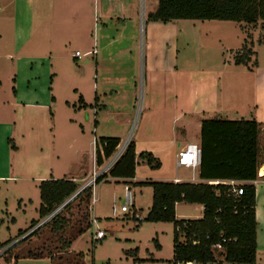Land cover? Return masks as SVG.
I'll list each match as a JSON object with an SVG mask.
<instances>
[{"label": "crops", "instance_id": "obj_1", "mask_svg": "<svg viewBox=\"0 0 264 264\" xmlns=\"http://www.w3.org/2000/svg\"><path fill=\"white\" fill-rule=\"evenodd\" d=\"M158 3L159 0L152 1V3L148 4L146 11L145 0H0V65L12 68L9 63L13 61L14 70L18 74L17 76L15 75L16 83L18 78L21 77V74L22 77H26L21 83H24L28 88L22 90L23 95L17 91L15 93L13 90L15 94L12 104L16 109L15 121L12 123L13 126L9 125L4 127L5 129H1L0 139L2 140L3 134L4 139L5 137L14 135L16 140L25 141L24 144L28 146L30 141L38 138V128L36 129L34 121L37 119L41 108L51 105L50 103L52 102L46 101V104H41L35 91L31 90V81L37 79L36 75L40 72V68L44 66L42 61H45L46 58L48 60L51 59L50 57L52 55L47 51V48L51 50L52 45L60 43H79L84 45L83 53L76 56L75 53L78 52L76 50L71 57L73 60L79 59L80 57L84 60L78 69L81 75L83 73H89V67L92 69V73H94L92 74V79L95 83L93 82L91 84L95 95L93 97L94 102L93 104L91 103L93 114L92 134H98L101 121L108 116L103 117L99 115L100 108L106 107V105L102 104L101 98L97 94L98 86L96 75L102 69L105 72L111 71V73L115 74H118L117 72L122 70V61L125 58L124 52L120 50V45L122 44L126 45V49L132 50H129L132 56L131 62L136 66L135 62L137 61L138 66L139 57H135L134 53L138 47L137 35L140 12V19L142 18L140 30H143L144 34L140 46L142 52L140 68L149 74V84L146 85L144 90L143 86L137 90L135 83L134 85L131 83L129 93L123 97L121 95L118 97V104L115 106L118 111L110 110L108 113L112 116L118 114L124 116L122 118L124 123L120 126L119 131L121 134L125 133L129 127L128 125L131 123V114L133 113V107H135L133 105L137 101V96L141 101L143 100L145 107L142 114L143 116L145 115V117L142 116L144 118L143 126H141L138 138H134L132 143L134 144L136 155L143 152L151 153L160 161V167L158 169H151L145 161L136 159L133 178H112L107 175L99 184L101 185L102 182H110L115 184L114 186L116 187L127 190L125 191V195L129 199H132L133 207L135 198L133 199L131 196L136 194L138 188H142H135L140 182L214 185L217 181H207L200 178L199 165H179L178 157L179 153L184 151L188 145L200 144V129L203 119L214 116L222 118L221 114L226 108V100L229 102V96L226 89L223 90V87H218L219 80L216 79L219 74H228V69L231 71V62L234 64V56L242 45H244V41L248 39L249 33L247 34L245 32V36H237V39L239 37L242 38V42H240L241 44H237L236 49H228L227 58L228 55H232V59L227 60L225 57L221 65L219 64L210 70L212 73H207L203 77L199 76L197 70L189 74H184V62L186 61L184 58L187 56L191 57V53L188 51L193 49V54L197 56L199 50H203V45L198 44L196 48L194 46L190 47L192 42H187L184 37L186 32L184 30L185 25L181 22L182 20H174L167 23L149 21L147 17L156 11ZM208 21L212 25L216 24L215 20ZM203 24L204 21L195 22L190 25L195 33L201 34L204 31ZM251 37L254 47L256 33L253 36L251 35ZM112 46H116L115 50L117 51L113 54L106 53ZM43 49L46 51L40 58L37 56V53ZM87 52L91 53L86 54ZM253 52L255 51L253 50ZM203 53L200 52V54ZM222 54H224V51ZM89 56L92 57L91 60L86 59ZM196 58L198 59V57ZM113 62L117 64L113 65ZM191 66L197 67L195 64ZM240 66L247 70L249 69L246 66ZM256 66L257 69L252 68L253 71L249 69L251 72H254L253 97H249L248 100L244 99V102L240 101L237 104L230 101L229 104L231 105L232 111H235L236 114L250 111V117L253 116L251 120L257 121L260 125L257 178L253 181L237 180L241 185L250 184L255 188L258 251L263 247H260L259 230L264 224V213L262 215V212L257 206L259 203L264 204V174H261L262 169H264V72L259 71L260 66L257 61ZM215 71L217 76L215 75ZM134 73L135 67L130 68V73L128 74L134 75ZM215 82L216 85L218 84L216 88ZM86 87L87 85L85 86V84L80 86V92L78 89H75V91H78L77 95L82 93L78 99L79 103L72 105V108L77 113L81 112L88 105L84 98ZM116 90L122 92L119 79H111V85H105L104 82L102 89V91H105L104 95H107V93H115ZM121 99L126 100L121 101ZM51 100H53V97H51ZM0 104L3 105L1 100ZM67 105L69 106L68 103ZM242 117L241 119H244ZM68 122L70 126L79 125L81 134H84L83 122L81 120L73 118ZM2 124L4 123L2 122ZM74 134H76L75 136L77 138L79 136L83 137L79 131L74 132ZM116 135L114 138L120 140V134ZM6 140L8 142L11 139L7 138ZM24 144L14 145L15 150L13 152H10L6 145L0 148V154L2 153L5 156L0 161L2 164V170L0 169V182L32 181L38 184V188L40 182L44 180H71L77 184H84L90 179L92 173L98 169L95 154L91 150V153L88 152L87 159L82 160L83 163L79 172L69 177L60 179L50 173L48 176L47 174H39L34 177L17 174L22 170L24 171V169H33L32 162L26 163L24 159L25 155L29 156L27 161L30 158H34L35 160L37 158L40 159L39 156H34L33 153L30 154V150L24 151ZM97 149L101 151V149ZM73 154L77 155L78 150L74 149ZM184 161H186L185 158ZM13 165V171L16 174H11ZM49 171H52V168ZM39 173L46 172L42 168L39 170ZM127 193L131 196L127 195ZM179 204L181 203H177L174 208L175 216L178 220L181 219L180 215L177 214V206ZM95 205L96 202L91 204V211H93ZM188 205H192L198 213L193 218L185 219L197 220L203 217L204 209L202 205ZM128 211L121 212L120 210L119 212L127 214ZM114 212L115 210L112 209L111 213ZM112 215H107L109 216L107 218L111 220L117 217ZM97 220L99 221V218ZM36 240V244L32 247L40 246L41 241ZM8 241H12V239Z\"/></svg>", "mask_w": 264, "mask_h": 264}, {"label": "rangeland", "instance_id": "obj_2", "mask_svg": "<svg viewBox=\"0 0 264 264\" xmlns=\"http://www.w3.org/2000/svg\"><path fill=\"white\" fill-rule=\"evenodd\" d=\"M152 1L154 0H145L146 11L148 4L152 3ZM140 16L141 14L139 12V30L137 35L138 47L137 51L134 53L135 57H139L138 66L137 61L135 62L136 66L131 62L132 56L129 53V50L131 49H126V45L122 44L120 45V50L125 54V58L122 61V70L118 71V74H115L111 73V71L105 72L102 69L96 75L98 86L97 94L101 98L102 104L106 105V107L100 108L101 111L99 112V115H102L103 117L108 116L101 121L100 133L98 132L96 135L92 134L93 114L91 108V103L93 104V97L95 96L91 85L93 82L95 83L92 79V74L94 73H92V69L89 67V73H83V75H81V72H79L78 69L84 60L82 57L76 60H73L71 57L76 50L79 53H83L84 45L79 43H60L52 45L51 50L47 48V51L52 55L50 57L51 59L48 60V58H46L45 61H42L44 66L43 68H40V72L36 75L37 79L31 81V90L35 91L41 104H46V101L52 102L50 103L51 105L41 108L37 115V119L35 118L34 125L36 129L38 128V138L30 141L28 146L27 144H24L25 141L16 140L14 135L5 137L4 139L3 134L2 140L0 139V148L3 147V145H6L10 152H13L11 148L12 145L6 140L9 138L11 139L13 146L24 144V151L30 150V154L33 153L34 156L40 157V159L37 158L36 160L30 158L27 161L29 156L25 155L24 159L26 160V163L28 164L32 162L33 169H24V171L22 170L17 174L34 177L39 174H47L48 176L50 173L60 179L69 177L79 172L83 163L82 160L87 159L88 152L91 153V150H93L95 154L97 151L96 148L101 149V138H114V136H117L116 134H120L121 139L119 140L118 147L122 145L127 137H130L131 142L134 138H138L141 126H143L144 122L143 117H145V115L143 116L142 114L145 107L143 100L141 101L137 94V101L133 105L135 107H133V113L131 114V123L128 125L129 127L125 133L121 134L119 131L120 126L124 123L122 119L124 116L121 114L112 116L108 112L110 110L118 111L115 107L118 104V97L119 95L123 97L129 93L131 83H133V85L135 83L137 90L142 86L144 90L146 85L149 84V74H147L144 69L140 68L142 54L140 46L141 41H143L144 38L143 30H140L142 19H140ZM181 22L185 25L184 30L186 33L184 34V37L186 38V41L192 42L190 47L194 46L196 48L198 44L203 45H200L203 47V50H199L197 56L193 54V49L188 51L191 53V57L187 56L184 58L186 59L184 62V74H189L197 70L199 76L203 77L207 73H212L210 70L219 64L221 65L225 60L224 58H227L228 49H236L237 44H241L240 42H242V38L239 37L237 39V36H245V32L247 34L249 33L248 39L246 40L247 42H251V35L253 36V34L256 33L253 47L256 54L252 57V62L254 63V61H257L260 66L259 71H262V73L264 72V43L262 42L264 39V20L258 19L253 25H246V23L232 21L222 22L220 20H215L216 24L212 25L211 22L206 20L203 24L204 31L201 32V34L195 33L190 25L201 21L182 20ZM115 48L116 46H112L110 50L108 49L106 51V53L113 54L117 51ZM45 51V49L39 50L37 56L40 57ZM223 51L224 54H222ZM26 52L28 53V51ZM200 52L204 53L200 54ZM204 56L206 57L204 58ZM196 57H198V59ZM91 58L92 57L89 56L86 59L91 60ZM231 59L232 55H228L227 60ZM9 64L12 68L0 65V100L3 102V105L0 104V133L1 129H5L4 127L9 125L13 126L12 123L15 121L16 109L12 104L14 94L17 91L23 95L22 90L28 89L24 83H21V81L26 78L22 77L21 74V77L18 78L16 83L15 75L17 76L18 74L14 70L13 61ZM114 64L115 62H113V65ZM194 64L197 65V67L191 66H194ZM257 66L253 67V69H257ZM134 67V75H129L130 68ZM231 67V71L229 69L227 70L228 74H219V79H216L219 80V86L218 84L216 85L215 82V88L218 86L219 88L223 87V90L226 89L229 96V102L231 101L237 104L240 101L244 102V99L248 100L249 97H253L254 72H251L249 69L247 70L242 66H235L232 62ZM215 75L217 76L216 71ZM111 79H119L122 92L116 90L115 93H107V95H104L105 91H102L104 82L105 85H111ZM84 84L85 86L87 85L84 91V98L88 105L84 107L81 112L77 113V111L72 108V105H77L79 103L78 99L82 93L77 95L78 91H75V89H78L80 92V86ZM51 97H53V100H51ZM123 100L126 99H121V101ZM229 102H227V100L225 102L226 108L221 114L223 119L238 120L241 119L242 116L246 120L253 119V116L250 117V111L247 113L241 112V115L236 114L235 111H232ZM73 118H78V120L83 122L84 134H81L79 125H69L68 121ZM1 120L4 124H2ZM76 131H79L83 137L79 136V138H77L75 136L76 134H74ZM74 149L78 150L77 155L73 154ZM3 158H5V156L1 153L0 161ZM109 160L110 158L105 160L103 165ZM1 165L2 164L0 163V169L2 170ZM42 168H44L46 173H39V170ZM50 168H52V171H49ZM13 169L14 165L11 174H16ZM261 174H264V169H262ZM107 175L108 177L110 176L109 174H105L104 176ZM87 181L85 183H87ZM84 184L81 183L78 185L82 187ZM114 185L115 184L110 182H102L101 185L97 184L94 186L93 196L97 201L93 211L88 210L83 202L79 206L75 203L71 209L73 216L71 217L70 226L68 227V234L72 236L77 228L81 225L84 227L85 223H88L87 221H90L92 217H95L99 218L98 229L105 231L106 237L103 240L99 242L92 241L91 234L94 230L90 227V229L78 236V238L76 237L73 243H71L72 245L70 249L69 247L65 249L67 244L63 245L61 240L55 242L52 248H61V246H63V248L55 251L56 256L53 261L47 257L41 259L31 258L27 253L30 249L36 247L32 246L36 244L37 237L40 236L39 240L42 242L46 238L42 235V233L46 232V228H43L38 232L37 236H32L29 239L31 241H22L3 254V256L0 257V264H171L170 262L173 258L174 246L173 225L163 222H148L146 220V216L149 212L148 210L152 204V188L147 185L143 186L138 184L135 188H142H138L136 194H132L133 196H131L127 193L131 198H135L133 207L132 199H129L128 196L125 195V191L127 190ZM90 187L92 195L93 186L91 185ZM40 205V192L37 183L32 181L0 182V243H4L10 239H12L11 242L19 240V231L28 229L33 220H43V218L40 219L39 217ZM89 205L91 207V200ZM122 205L128 207L129 211L127 214L119 212ZM257 206L263 215L264 204L259 203ZM112 209L115 210L114 213H111ZM89 211H91V215L88 214ZM197 213L198 212L195 211L194 207L187 203H181L177 206V214L180 215L181 219L193 218ZM86 214H88L87 221H84ZM109 214L110 216L113 214L112 216L117 217L110 220L107 218L109 217L107 216ZM138 218H141L142 221L138 222ZM79 222L80 224H78ZM259 240L260 247H264V224L259 230ZM179 241L183 242L184 238L182 236L179 237ZM263 247L257 251L254 264H264ZM52 251H54V249ZM57 257H61V260H58ZM216 264L230 263L224 261L223 254L220 255L216 253Z\"/></svg>", "mask_w": 264, "mask_h": 264}, {"label": "trees", "instance_id": "obj_3", "mask_svg": "<svg viewBox=\"0 0 264 264\" xmlns=\"http://www.w3.org/2000/svg\"><path fill=\"white\" fill-rule=\"evenodd\" d=\"M149 21L167 23L174 20H220L255 24L258 19L264 20V0H159L154 13L148 15ZM264 43V39L262 40ZM252 41H244V45L234 56L235 66H246L252 69L255 52ZM252 65V66H251ZM260 125L255 120H228L218 116L205 118L200 129V163L199 176L207 181H253L257 178L259 165L258 138ZM15 150L12 141H8ZM101 151H96V164L101 166L103 160L114 152L119 144L117 138H101ZM136 159H141L151 169H158L160 161L151 153L143 152L136 155L134 144L129 143L125 153L109 172L115 178H133ZM106 176L96 179L99 184ZM152 188V204L146 216L148 222L170 223L174 228L173 258L171 264L196 261L197 264H216V253L224 255V261L230 264H254L257 252V221L255 216V188L243 184L242 195L230 192V186L217 183L189 184L140 182ZM81 187L71 180H44L39 184L40 201L39 217L43 220L54 213ZM91 187L81 191L66 204L49 221L33 231L29 236L17 242L29 241L32 236L42 233L46 238L40 246L28 251V256L34 259L47 257L53 260L55 251L63 248L52 246L55 242L69 247L76 237L90 229L91 220L85 226L81 225L71 236L68 234L72 206L82 202L90 210ZM198 204L204 209L203 217L197 220L176 219L175 205L177 203ZM71 213V214H70ZM42 221V220H41ZM41 221H33L30 227L19 231L21 238ZM77 222V221H76ZM80 224V222L78 223ZM223 234L226 242L222 251H213L211 245L221 241ZM184 241L180 242L179 237ZM208 236V239H206ZM18 238V239H19ZM38 240L40 238L37 237ZM55 239V240H54ZM40 241V240H39ZM12 243H0V249ZM10 248V249H11ZM58 248V249H57ZM9 249V250H10ZM54 249V251H52ZM64 250V249H63ZM61 260V257H57Z\"/></svg>", "mask_w": 264, "mask_h": 264}, {"label": "built area", "instance_id": "obj_4", "mask_svg": "<svg viewBox=\"0 0 264 264\" xmlns=\"http://www.w3.org/2000/svg\"><path fill=\"white\" fill-rule=\"evenodd\" d=\"M142 23H143V21H142ZM141 28H142V25H141ZM90 53L91 52H87L86 54H90ZM79 54H80L79 52L75 53L76 56H79ZM130 142H131L130 141V137H127V139H125V141L122 143L121 146H119V147L117 146L118 149L117 150L115 149L116 152L114 150L115 154L112 157L111 156L109 157L110 160L105 165L102 164L103 166L102 165L98 166V169L92 173V175H91L90 179H88L87 183H85L83 185V186L86 185V187H84L85 189L90 187L91 185L93 186L92 195H91V197H92L91 198V204H94L96 202V198L93 196V194H94V186L96 185L95 184L96 179L99 178V177L104 176L105 174H109V172L113 169L115 164L120 160V158L125 153V151H126V149H127V147H128ZM103 145H105V143L101 144V146H103ZM184 158L186 159V161H184ZM95 159H96V153H95ZM107 159H104L103 163ZM199 163H200V147H199V145H188L184 149V151L179 153V157H178V164L179 165L195 166V165H199ZM217 183H221V184H225L227 186H230V188H231L230 192L235 194V195H237V196L242 195V193H243L241 184L238 183L235 180L220 181V182L217 181L214 184H217ZM76 193H74V195H72L73 196L72 199H74L79 194V193L78 194H76ZM64 206H62L57 212H59ZM120 210H121V212H127L128 211V207L125 206V205H122L120 207ZM55 214H50L44 220H42L38 225L42 226L47 221H49ZM90 220H91V228H93V230H94L93 233H92V241L99 242V241L103 240L105 238V232L103 230H101V229H98V220H97V218L92 217ZM141 220H142L141 218H138V221H141ZM26 236L27 235L25 234L24 236L19 238V240L15 241V242H12V243L6 245L5 247L1 248L0 249V257L3 256V254H5L13 245H15L20 240L24 239ZM220 237H221V241L220 242H217L216 244L211 245V249L213 251H222V244L226 242V239L224 238L223 234H220ZM206 239H208V236H206ZM189 263L197 264L196 261L188 262V263H180V264H189Z\"/></svg>", "mask_w": 264, "mask_h": 264}, {"label": "water", "instance_id": "obj_5", "mask_svg": "<svg viewBox=\"0 0 264 264\" xmlns=\"http://www.w3.org/2000/svg\"><path fill=\"white\" fill-rule=\"evenodd\" d=\"M84 187H86V185L85 186H83L81 189H79L78 191H77V193L76 194H78V193H80L82 190H84L85 188ZM75 194V195H76ZM72 198H73V196L71 197V198H69L63 205H61L58 209H56V211L54 212V213H52V214H55V213H57V211L62 207V206H64V205H66L68 202H70L71 200H72ZM41 225H37L35 228H33L30 232H28V234H27V236H29L33 231H35L37 228H39ZM26 236V237H27Z\"/></svg>", "mask_w": 264, "mask_h": 264}, {"label": "clouds", "instance_id": "obj_6", "mask_svg": "<svg viewBox=\"0 0 264 264\" xmlns=\"http://www.w3.org/2000/svg\"><path fill=\"white\" fill-rule=\"evenodd\" d=\"M195 166H197V165H195Z\"/></svg>", "mask_w": 264, "mask_h": 264}]
</instances>
